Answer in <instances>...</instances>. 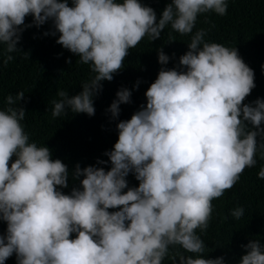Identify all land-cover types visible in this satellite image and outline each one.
<instances>
[{
  "label": "clouds",
  "instance_id": "9594fccd",
  "mask_svg": "<svg viewBox=\"0 0 264 264\" xmlns=\"http://www.w3.org/2000/svg\"><path fill=\"white\" fill-rule=\"evenodd\" d=\"M228 0H170L159 19L141 0H0V56L14 59L26 28L51 22L56 43L88 65L90 78L69 96L52 100L55 119L95 114L94 97L103 81L124 67L130 49L151 42L170 26L190 36L178 65L157 49L162 66L144 93L146 103L130 119L116 123L117 140L96 165L69 172L46 146L30 141L21 123L23 91L9 94L0 109V264L15 254L16 264H224L203 258L213 200L257 164V137L264 139V100L244 103L255 87L254 71L231 48L193 32L199 15L227 14ZM31 16L32 23L25 24ZM169 41L174 38L169 34ZM174 55V54H173ZM71 63V61H66ZM139 81H137L138 86ZM120 88L106 110L111 119L131 102ZM264 159V143L259 144ZM15 158V159H13ZM133 174L138 186L129 187ZM78 181L69 194V176ZM264 180V167L257 172ZM114 209V211H109ZM243 207L230 210L239 220ZM73 234L74 237H73ZM239 264H264V244L252 239ZM171 250V251H170ZM182 250V251H181ZM188 253L189 255H185Z\"/></svg>",
  "mask_w": 264,
  "mask_h": 264
},
{
  "label": "trees",
  "instance_id": "16d2710c",
  "mask_svg": "<svg viewBox=\"0 0 264 264\" xmlns=\"http://www.w3.org/2000/svg\"><path fill=\"white\" fill-rule=\"evenodd\" d=\"M141 2L152 7L159 19L170 0ZM31 23L32 17H26L25 24ZM200 28L209 30L206 41L236 47L239 56L253 69L255 87L244 103H251L257 98L264 100V0H228L226 15H199L193 32ZM51 31L54 28L50 21L39 28H26L17 45L20 52L11 53L14 59L4 65L0 56V109L5 106L7 95L23 91L25 98L17 106L25 109L26 116L21 123L30 141L48 147L52 159H60L71 173L77 163L83 168L96 165L98 159L107 161V156L103 154L110 151L117 140L116 123L130 119L146 103L144 93L162 67L157 60V49L162 48L169 55L170 60L163 67L171 69L178 65L179 57L188 50L190 36H181L168 26L155 41L145 37L130 49L124 67L114 74L113 80L102 82V91L94 97L93 116L69 112L66 117L54 119L51 116V101L59 99L57 92L64 90L69 96L78 94L82 90L81 84L90 78L91 73L88 65L81 64L77 56L56 43L58 33L56 36L44 35ZM170 33L174 38L172 42L169 41ZM2 48L0 46V50ZM69 60L71 63H66ZM137 81L139 84L134 87ZM122 87L131 91V102L121 104L120 114L113 120L106 110ZM261 127L264 128V125ZM261 143L264 139L257 137V164L246 168L232 189L212 201L214 210L208 229L204 233L197 230L206 245L203 258L223 257L224 264H239L241 256L246 254L242 245L252 239L264 244V180L257 178V172L264 167L259 150ZM96 166L104 167L106 171L110 168V164ZM126 179L129 187L138 186L133 174L130 173ZM68 184V188L61 189L65 194L79 186L71 175ZM238 206L243 207L245 212L236 220L230 215V210ZM5 233L6 223L0 221V235ZM5 264H16L15 254ZM163 264L172 262L165 258Z\"/></svg>",
  "mask_w": 264,
  "mask_h": 264
}]
</instances>
